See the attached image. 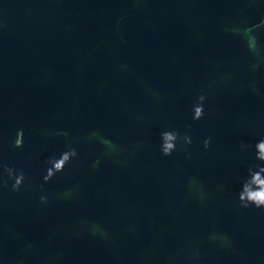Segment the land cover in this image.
I'll return each mask as SVG.
<instances>
[{"label": "water", "instance_id": "95a60500", "mask_svg": "<svg viewBox=\"0 0 264 264\" xmlns=\"http://www.w3.org/2000/svg\"><path fill=\"white\" fill-rule=\"evenodd\" d=\"M0 264H264V0H0Z\"/></svg>", "mask_w": 264, "mask_h": 264}]
</instances>
